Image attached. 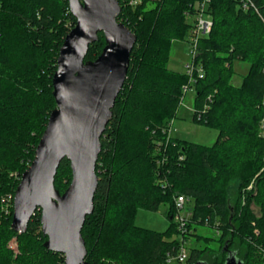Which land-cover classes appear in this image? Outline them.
<instances>
[{"label":"trees","instance_id":"trees-1","mask_svg":"<svg viewBox=\"0 0 264 264\" xmlns=\"http://www.w3.org/2000/svg\"><path fill=\"white\" fill-rule=\"evenodd\" d=\"M117 1V20L136 43L100 139L93 211L81 231L85 260L223 264L234 253L244 264H264V0H249L248 10L241 0H208L202 13L212 25L198 37L195 15L202 0ZM75 23L67 0H0V264H64L63 254L44 247L40 210L25 233L10 226L15 190L56 106L52 77L59 49ZM195 38L191 62L202 68L203 78L194 73L190 80L167 63L174 41ZM104 46L99 33L85 61H94ZM235 60L249 65L240 86L231 83ZM189 88L195 92L193 120L217 131L210 146L170 136ZM71 179L63 159L55 189L62 194ZM233 183L236 196L230 200ZM179 195L190 199L182 229L174 223ZM161 205L168 206L166 232L134 224L138 209L157 211ZM198 226L216 236L197 235ZM190 237L205 246L186 249ZM182 247L187 256L179 261Z\"/></svg>","mask_w":264,"mask_h":264},{"label":"water","instance_id":"water-1","mask_svg":"<svg viewBox=\"0 0 264 264\" xmlns=\"http://www.w3.org/2000/svg\"><path fill=\"white\" fill-rule=\"evenodd\" d=\"M67 1L76 23L59 49L52 77L56 106L15 190L10 228L25 233L31 217L40 210L42 233L47 237L44 247L63 254L64 264H89L81 231L93 211L100 139L125 81L136 36L118 22L117 0ZM99 33L105 46L94 61H85ZM63 159L70 163L72 179L60 194L54 180ZM223 264L244 262L229 253Z\"/></svg>","mask_w":264,"mask_h":264},{"label":"rangeland","instance_id":"rangeland-1","mask_svg":"<svg viewBox=\"0 0 264 264\" xmlns=\"http://www.w3.org/2000/svg\"><path fill=\"white\" fill-rule=\"evenodd\" d=\"M191 53V46L187 42L174 41L170 48L169 59L167 63L168 68L180 75L186 76L189 68L191 67ZM232 67L234 70V75L231 79V83L234 86H240L244 76H246L248 73L249 65L246 62L235 60L233 61ZM194 96V89L189 88L185 91L183 100L177 110L176 118L172 121L170 127V136L199 145L210 146L216 140L217 131L212 128L200 125L193 120ZM261 130L264 134V119L261 123ZM236 187L237 184L233 183L229 190L230 200H233L236 196ZM187 210L188 207L185 206L179 212L180 216L186 218ZM253 211L258 213V208L253 206ZM167 213V205H161L157 211L138 209L135 213L134 224L138 227L155 232H166L170 227V220L167 216ZM174 223H178V219L176 217L174 218ZM195 232L197 235L199 234L211 238L216 236L215 230L207 227L198 226ZM174 238L180 239L181 237L179 235L175 236ZM195 239V237H190V239L184 243L183 246L188 250L192 247L202 248L205 246L203 240L196 242ZM213 246L214 243L211 242L209 247Z\"/></svg>","mask_w":264,"mask_h":264},{"label":"built area","instance_id":"built-area-1","mask_svg":"<svg viewBox=\"0 0 264 264\" xmlns=\"http://www.w3.org/2000/svg\"><path fill=\"white\" fill-rule=\"evenodd\" d=\"M207 2H208V0H202L201 5H200L201 10L197 15H195L196 16V18H195L196 24H195L194 35L197 37L207 35L209 33L211 25H212V23L208 19L203 17L204 14L202 13L203 8ZM249 6H250L249 0H241V8L243 10H248ZM185 17H189L188 14H186ZM196 41L197 40L195 38L190 43H188L191 46L192 56L194 55ZM193 65H194L193 62H191V67L189 68V70L187 72V76L189 77L190 80H193L192 76L194 73H196L198 75V78L202 79L203 78L202 68L201 67L195 68ZM186 90L187 89H185V91ZM189 201H190V199L184 195L177 196L175 199V207L178 210V212H180ZM176 218L178 219L179 229H182L184 227V224H185V218H183V216H180V214H178L176 216ZM11 246L13 248H15L16 244L12 243ZM186 256H187V250L184 247H182L180 254L178 256V260L183 261L186 258Z\"/></svg>","mask_w":264,"mask_h":264}]
</instances>
